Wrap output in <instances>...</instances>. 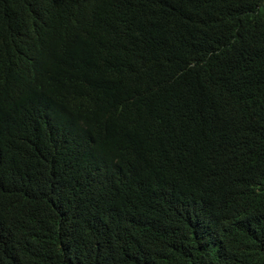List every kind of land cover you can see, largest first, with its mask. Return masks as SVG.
<instances>
[{"label":"trees","instance_id":"1","mask_svg":"<svg viewBox=\"0 0 264 264\" xmlns=\"http://www.w3.org/2000/svg\"><path fill=\"white\" fill-rule=\"evenodd\" d=\"M0 264H264V0H0Z\"/></svg>","mask_w":264,"mask_h":264}]
</instances>
